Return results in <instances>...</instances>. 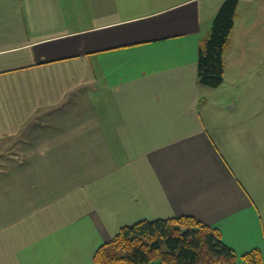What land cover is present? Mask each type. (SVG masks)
I'll use <instances>...</instances> for the list:
<instances>
[{
    "label": "crops",
    "instance_id": "1",
    "mask_svg": "<svg viewBox=\"0 0 264 264\" xmlns=\"http://www.w3.org/2000/svg\"><path fill=\"white\" fill-rule=\"evenodd\" d=\"M224 1L0 0V264H95L122 227L184 215L264 255V203L234 154L264 167V100L218 121L198 84ZM224 61L222 85L245 75L264 98V0H239Z\"/></svg>",
    "mask_w": 264,
    "mask_h": 264
},
{
    "label": "trees",
    "instance_id": "2",
    "mask_svg": "<svg viewBox=\"0 0 264 264\" xmlns=\"http://www.w3.org/2000/svg\"><path fill=\"white\" fill-rule=\"evenodd\" d=\"M239 0H225L209 34L199 43L198 84L224 83V54L235 26ZM241 264H264L260 248L243 254ZM218 228L192 216L142 220L122 227L95 253V264H240Z\"/></svg>",
    "mask_w": 264,
    "mask_h": 264
},
{
    "label": "rangeland",
    "instance_id": "3",
    "mask_svg": "<svg viewBox=\"0 0 264 264\" xmlns=\"http://www.w3.org/2000/svg\"><path fill=\"white\" fill-rule=\"evenodd\" d=\"M235 73L232 72V77ZM231 79V74L230 76H228V80ZM234 80H236V84L232 85V83H230V81H226L227 84H224L222 86H220L219 88H211V87H205L204 89H206V94L202 99V106L207 107L206 112L209 114H211L214 119H217L218 121H226V117L229 114H233L236 117H238L240 120L244 119L245 116L247 115V113L251 112V106H250V97L256 102V103H261L262 104V100H264L263 96L261 94H259L256 92L252 97L250 91L247 90L246 88V76H237L234 78ZM96 89V88H95ZM97 90V89H96ZM107 90L104 89L103 87H100V91L101 92L98 97L97 95L93 96V100H94V105L95 107L101 108L99 110H104V112L106 113V104L104 103L108 101L107 96ZM259 97V98H257ZM234 100V101H233ZM234 102H237L238 108L234 109V110H229V108L234 104ZM106 105V106H105ZM264 105V102H263ZM83 107L87 108L88 106L86 104H83ZM82 107V108H83ZM96 109V110H97ZM86 109H80L78 111H76L75 113H81L84 112ZM99 112V111H98ZM73 113L72 116L75 114ZM87 114H90V111L87 112ZM105 115V114H104ZM41 122L38 118H32L29 125H33L36 124L37 122ZM118 120H115V122H117ZM49 122V121H47ZM75 122V120H74ZM97 122V121H96ZM114 122V123H115ZM45 126L50 127L51 125H49V123H46ZM102 128H106V126H101ZM99 128V126H98ZM109 128V127H107ZM3 148V144L0 145V151ZM241 151L242 154H244V158L242 159V162L244 163L243 167H239L235 169V163L233 158L228 154V161L229 163L233 166L234 164V169L242 174L244 176L245 179H249V180H253L252 183H248L247 184L249 190L251 191L252 196L255 198L256 202L259 204V206H261L264 202L261 196H264V169H261L260 171L257 168H264V167H258L260 165H262L261 161L259 158L254 157L252 158V156L250 157V159L248 160V165H249V169L247 168L246 165V158H247V154H246V150L245 148H241V147H234V154L235 155H239V150ZM4 156L6 157V155L4 154ZM2 165L0 164V174L2 172H6L5 168L1 167ZM240 177V176H239ZM251 184H255V185H251ZM262 202V203H261ZM262 213L264 214V209L262 210ZM262 214V216H263ZM264 218V217H263ZM237 253V252H236ZM238 261L241 264L242 260H241V254H238Z\"/></svg>",
    "mask_w": 264,
    "mask_h": 264
}]
</instances>
